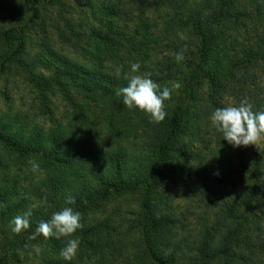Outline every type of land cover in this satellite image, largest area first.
Returning a JSON list of instances; mask_svg holds the SVG:
<instances>
[{
    "label": "rangeland",
    "instance_id": "374dc122",
    "mask_svg": "<svg viewBox=\"0 0 264 264\" xmlns=\"http://www.w3.org/2000/svg\"><path fill=\"white\" fill-rule=\"evenodd\" d=\"M198 1L202 0H167L161 7L131 18L112 15L111 0H60L42 3L40 14L30 22L34 16L31 0H0V68L18 48V42L5 40L3 33L18 27L23 39L22 53L0 74V135L25 145L28 141L49 144L55 136L63 148V162L54 166L13 154L0 142V258L7 259V250L23 232L13 233L9 222L32 205L28 229L35 232V221L45 212L41 199L51 176L60 182L63 206L81 187L96 190L99 173L113 180L117 155L123 157L119 162L124 179L153 163L150 118L123 104V113L111 121L107 99L98 94L89 97L78 86L98 79L105 83L108 76L118 91L122 88L118 77L155 70L154 80L170 86L173 80L162 76L168 74L169 62H174L173 49L190 41L184 27ZM208 1L217 5V0ZM234 1L237 11L249 10L252 5L251 0ZM259 5L258 12L264 13V0ZM261 15L257 24L247 20L242 28L235 20L223 23L221 32L227 44L242 49L264 38ZM133 62L141 65L138 73L130 70ZM66 70L75 77L64 80L69 97L57 87L44 89L56 72ZM176 91L172 92L175 98ZM207 92V88L196 90L193 97L197 100L185 104L187 114L180 137L184 158L176 157L175 165L189 177L159 182L152 205L159 254L175 264H191L197 242L206 234L208 249L220 250L222 238L231 228L224 208L246 188V172L260 168L254 167V162L259 160L264 165V141L234 148L209 119L216 108L238 106L244 99L254 111L264 110V65L250 66L245 78L234 88L220 91L214 102ZM173 104V99L165 101L167 108ZM30 161L38 162L40 170L33 172ZM143 196V191L115 195L99 208L81 214L83 228L102 226L101 233L90 239L91 245L74 234L61 237L62 245L53 249L45 248L44 242H31L14 254L12 264H47L49 260L53 264H145L141 230L137 228ZM70 238H78L80 246L69 262L60 251ZM34 246L41 248L39 254Z\"/></svg>",
    "mask_w": 264,
    "mask_h": 264
},
{
    "label": "trees",
    "instance_id": "16d2710c",
    "mask_svg": "<svg viewBox=\"0 0 264 264\" xmlns=\"http://www.w3.org/2000/svg\"><path fill=\"white\" fill-rule=\"evenodd\" d=\"M59 1L31 0L34 16L30 22H33L40 14L42 3H57ZM251 1L252 5L249 10L237 11L234 0H217L216 6L208 0H202L198 1L195 9L187 15V26L184 29L188 31L190 41L188 43L183 42L181 46H176L177 48L173 49L172 59L174 62H169L168 74L162 76H167L165 77L166 80L180 82L181 87L176 91L177 98L171 95L169 99H173L174 104L170 108L166 107L168 115L165 120L160 123L149 122V132H152L155 150L153 163L149 164L143 171L124 179L120 176L122 163L119 162L123 157L117 155L116 163L118 165L115 163L113 165V180H108L99 173L97 177L100 181L96 190L81 187L75 196L76 203H66L63 206L59 194L60 182L56 177L51 176L48 182L49 186L46 187L47 191L42 194L41 199L45 205V212L41 218L35 221V227L40 221L49 220L53 213L61 211L65 207H72L80 215L86 214L99 208L103 203L109 202L115 195L143 191V213L137 227L141 230L140 248L143 250V261L145 264H175L173 259L159 254V246L156 240L157 222L152 217V205L157 196L156 189L159 182L165 180L181 181L189 177L177 168L175 159L178 156L184 158V153L180 149V137L184 132L187 114L185 104L191 99L197 100L196 97H193L196 90L207 88L210 100L214 102L220 91L230 87L234 88L235 83L244 79L250 66L258 63L264 65V38L258 43L252 44V47H243L242 49L234 47L233 49L227 44L225 34L221 32L222 24L230 20H235L239 28H242L246 26L247 20L257 24L260 19L258 15L262 14L261 16L264 18V13L258 12L259 4L263 0ZM166 2L167 0H111V13L116 16L138 18L146 11L159 8ZM18 31V27H11L3 33L5 40L18 42V48L3 61L0 74L22 53L23 39ZM182 50L185 58L178 63L174 54ZM93 70L95 72L102 71L101 69ZM106 71L109 75L110 72ZM156 73V70L151 72L153 80ZM55 74V77L45 83L44 89L57 87L61 94L69 97L64 80H74L75 77L68 70L63 73L58 71ZM107 77L108 80L105 83L98 79L94 83L88 81L85 83L86 86L81 84L83 86L78 87L82 88L83 93H87L89 97L98 94L106 98L109 119L113 121L119 117V113H123L120 108L123 103L122 97L116 95L117 91L114 90L115 87L113 89L109 80L110 77ZM118 81L121 82V87H125L128 83V77L120 76ZM154 82L159 84L161 89L165 86L163 82L160 83L157 80ZM113 124L111 122L112 126H114ZM0 142L8 151L24 158L54 166L63 162L61 141L55 136L49 144L46 141L41 144H33L28 141L25 145L1 135ZM261 158L264 159V150ZM262 164L259 160L254 162V167L260 168L249 169L246 172L248 181L246 188L224 208L231 228L223 236L220 250L216 252L208 249L209 237L206 234L203 239L197 242V250L194 252V260L191 264H215L219 262L222 264H264V165L262 166ZM101 227L100 224H92L87 229L81 227L74 233V236L81 237L82 242L86 243L85 245H91L90 239L101 233ZM34 233L29 229L24 230L18 237V241L7 250V259L0 258V264H12L15 259L14 254L25 250L31 242H44L45 248L52 249L63 243L60 239L54 237L45 239L42 235L33 240L30 237ZM46 263L53 264L52 260Z\"/></svg>",
    "mask_w": 264,
    "mask_h": 264
},
{
    "label": "clouds",
    "instance_id": "9594fccd",
    "mask_svg": "<svg viewBox=\"0 0 264 264\" xmlns=\"http://www.w3.org/2000/svg\"><path fill=\"white\" fill-rule=\"evenodd\" d=\"M179 63L184 60V51L174 54ZM141 65L133 62L130 64L132 73H138ZM181 87L180 82H172L170 86H161L154 82L151 73L135 74L128 78L127 86L118 89L116 95L122 97V103L128 109H138L144 112L151 122L160 123L168 115L165 101L171 98L172 92ZM211 125L218 133L222 134L234 148L248 145H256L264 141V110L254 111L252 104L247 100H241L238 106L216 108L209 117ZM31 170L37 172L40 165L36 161H30ZM66 203L75 204V197L69 196ZM35 205H32L34 208ZM32 208L23 215H17L10 222L13 233L19 234L30 227ZM81 215L72 207H65L61 211L52 214L46 221H40L35 233L30 237L36 239L42 235L45 239L61 237H72L81 225ZM78 238L67 239L65 247L60 251V256L65 261H72L79 250ZM34 251L39 254L41 248L34 246Z\"/></svg>",
    "mask_w": 264,
    "mask_h": 264
}]
</instances>
